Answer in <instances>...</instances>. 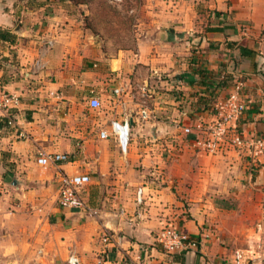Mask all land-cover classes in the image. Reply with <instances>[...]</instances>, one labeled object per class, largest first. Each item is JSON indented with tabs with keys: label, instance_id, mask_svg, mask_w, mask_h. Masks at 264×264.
<instances>
[{
	"label": "crops",
	"instance_id": "0c3cea01",
	"mask_svg": "<svg viewBox=\"0 0 264 264\" xmlns=\"http://www.w3.org/2000/svg\"><path fill=\"white\" fill-rule=\"evenodd\" d=\"M145 1L136 49L107 55L56 0H0V30L14 34L0 37V83L18 97L17 131L0 127V264H229L236 250L264 264V155L206 153L182 130L210 122L239 81L235 126L264 135V0ZM123 118L126 153L98 136ZM40 152L68 160L40 165ZM62 171L89 175L90 211L57 205ZM166 222L197 247L163 250Z\"/></svg>",
	"mask_w": 264,
	"mask_h": 264
},
{
	"label": "built area",
	"instance_id": "2783aa9c",
	"mask_svg": "<svg viewBox=\"0 0 264 264\" xmlns=\"http://www.w3.org/2000/svg\"><path fill=\"white\" fill-rule=\"evenodd\" d=\"M17 102L18 97L5 91L0 83V120L6 122L2 126L5 129L17 131L16 117L13 111ZM247 105L248 99L243 91L242 84L236 81L224 100L212 105L214 118L210 122L197 121L193 125H184L182 127L183 133L189 134L195 131V143L206 153L213 154L225 147H230L243 149L254 159L263 156L264 135L245 137L235 126L237 119ZM87 106L91 109L98 108L100 106L98 97L90 95L87 99ZM18 134L22 136L20 131H18ZM110 135L115 139L120 151L126 153L130 141L128 119H111L109 131L103 128L99 129L98 136L100 138H107ZM67 160L68 155L64 152H40L37 163L40 165H57ZM89 180V175L85 173L60 172L56 196L57 205L61 208L90 211L91 208L83 197L84 187ZM136 202L137 204L143 202V187L137 188ZM155 239L165 251L170 253L195 249L198 245V240L194 236L191 237L173 222L163 224ZM75 261L74 256H70L67 260L68 264H73ZM136 264H144V262L139 260ZM229 264H250L249 257L240 250H236L229 260Z\"/></svg>",
	"mask_w": 264,
	"mask_h": 264
},
{
	"label": "rangeland",
	"instance_id": "374dc122",
	"mask_svg": "<svg viewBox=\"0 0 264 264\" xmlns=\"http://www.w3.org/2000/svg\"><path fill=\"white\" fill-rule=\"evenodd\" d=\"M56 1L101 43L107 55L118 50H135L138 39L143 35L141 26L149 22L145 0ZM225 201L230 202L229 199Z\"/></svg>",
	"mask_w": 264,
	"mask_h": 264
},
{
	"label": "trees",
	"instance_id": "16d2710c",
	"mask_svg": "<svg viewBox=\"0 0 264 264\" xmlns=\"http://www.w3.org/2000/svg\"><path fill=\"white\" fill-rule=\"evenodd\" d=\"M77 2H80V1H77ZM0 37L3 38V39L13 40L14 39V34L10 33L9 31H6V30H0ZM224 75L220 76V78L218 80V86H225V85H227L230 82V80L228 82V77L226 75L225 76ZM5 123L6 122L4 120H0V127L5 125ZM187 250H189V249H187Z\"/></svg>",
	"mask_w": 264,
	"mask_h": 264
}]
</instances>
